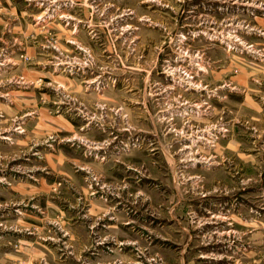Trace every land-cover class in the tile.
Here are the masks:
<instances>
[{
    "label": "rangeland",
    "instance_id": "rangeland-1",
    "mask_svg": "<svg viewBox=\"0 0 264 264\" xmlns=\"http://www.w3.org/2000/svg\"><path fill=\"white\" fill-rule=\"evenodd\" d=\"M0 264H264V0H0Z\"/></svg>",
    "mask_w": 264,
    "mask_h": 264
}]
</instances>
